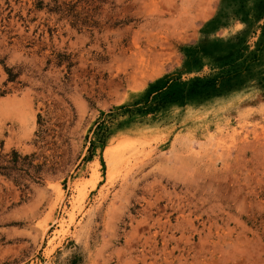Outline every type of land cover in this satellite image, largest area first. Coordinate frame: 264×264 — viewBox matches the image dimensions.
<instances>
[{
    "label": "rangeland",
    "instance_id": "obj_1",
    "mask_svg": "<svg viewBox=\"0 0 264 264\" xmlns=\"http://www.w3.org/2000/svg\"><path fill=\"white\" fill-rule=\"evenodd\" d=\"M2 144L0 264H264V0H0Z\"/></svg>",
    "mask_w": 264,
    "mask_h": 264
},
{
    "label": "trees",
    "instance_id": "obj_2",
    "mask_svg": "<svg viewBox=\"0 0 264 264\" xmlns=\"http://www.w3.org/2000/svg\"><path fill=\"white\" fill-rule=\"evenodd\" d=\"M14 78V77H12ZM39 124L43 127L44 121L39 116ZM42 130L41 135L45 134ZM3 144L0 146V175L14 179L18 186H22L23 192L27 191L29 186L26 180L40 182L42 181L43 165H34L35 154L22 157L18 152L13 151L9 155H3Z\"/></svg>",
    "mask_w": 264,
    "mask_h": 264
}]
</instances>
